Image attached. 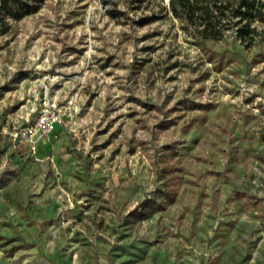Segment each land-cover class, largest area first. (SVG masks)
<instances>
[{
  "label": "rangeland",
  "instance_id": "obj_1",
  "mask_svg": "<svg viewBox=\"0 0 264 264\" xmlns=\"http://www.w3.org/2000/svg\"><path fill=\"white\" fill-rule=\"evenodd\" d=\"M9 22L0 264H264V20L251 43L194 36L168 0H42ZM46 89L75 116L31 153L9 131Z\"/></svg>",
  "mask_w": 264,
  "mask_h": 264
},
{
  "label": "trees",
  "instance_id": "obj_2",
  "mask_svg": "<svg viewBox=\"0 0 264 264\" xmlns=\"http://www.w3.org/2000/svg\"><path fill=\"white\" fill-rule=\"evenodd\" d=\"M42 0H0V30L9 25V18L19 19L37 10ZM170 12L181 18L184 27L201 39H219L229 29L250 43L258 33L257 21L264 20L262 0H168ZM151 198L140 202L138 212L142 218L151 209Z\"/></svg>",
  "mask_w": 264,
  "mask_h": 264
},
{
  "label": "built area",
  "instance_id": "obj_3",
  "mask_svg": "<svg viewBox=\"0 0 264 264\" xmlns=\"http://www.w3.org/2000/svg\"><path fill=\"white\" fill-rule=\"evenodd\" d=\"M35 115L32 120L22 126H14L9 134L14 141L23 143L26 150L35 153L40 143L49 138L58 136L60 129L72 124L75 108L67 103H60L52 98L48 89L41 95L38 108H34Z\"/></svg>",
  "mask_w": 264,
  "mask_h": 264
}]
</instances>
